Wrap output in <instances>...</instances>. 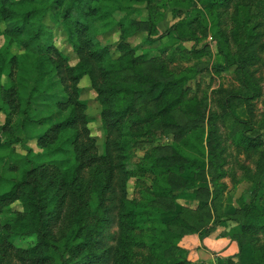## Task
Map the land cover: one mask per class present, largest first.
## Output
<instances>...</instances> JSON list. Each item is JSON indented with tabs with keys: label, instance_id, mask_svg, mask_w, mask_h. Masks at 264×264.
<instances>
[{
	"label": "trees",
	"instance_id": "obj_1",
	"mask_svg": "<svg viewBox=\"0 0 264 264\" xmlns=\"http://www.w3.org/2000/svg\"><path fill=\"white\" fill-rule=\"evenodd\" d=\"M163 1L0 0V264H214L191 257L197 236L229 222L220 235L239 250L217 264H264V121L253 107L264 95L254 69L264 52V0H173L186 15L160 33ZM229 9L230 28L222 18ZM144 10L146 18L133 16ZM209 25L223 58L217 71L232 69L240 87L201 97L190 83L202 70L180 63L205 55L185 42ZM113 32L119 40L103 43ZM142 33L143 48L132 41ZM85 77L100 104L101 145L82 97ZM165 135L172 141L138 156ZM227 139L257 172L244 166L252 189L242 206L212 218L201 194L215 199L228 188ZM186 171L190 177L176 180ZM195 211L209 214L211 226ZM15 238L33 240L16 247Z\"/></svg>",
	"mask_w": 264,
	"mask_h": 264
},
{
	"label": "rangeland",
	"instance_id": "obj_2",
	"mask_svg": "<svg viewBox=\"0 0 264 264\" xmlns=\"http://www.w3.org/2000/svg\"><path fill=\"white\" fill-rule=\"evenodd\" d=\"M164 6L161 7V10L164 11L165 6V17L159 24V30L160 33H164L166 29L171 26L173 23L177 22L179 19L184 17L186 15V10L182 9L181 7H177L174 5L173 0H166L163 1ZM162 2V3H163ZM144 5H140L138 7H143ZM137 7V5H135ZM181 10V11H178ZM175 11H177L175 13ZM115 14L119 16V18H127V12L123 11H115ZM232 15V9L224 11V14L222 18L225 19L226 25L229 27L230 20ZM133 16L137 18H146L147 17V11L144 10L142 14L135 13ZM49 21V19H47ZM56 32V43L61 49H64L67 54L70 55L71 62L75 63L78 60V57L76 53L66 44V39L64 37V33L61 29H55ZM207 34H203L201 32L198 33L200 36L199 39L194 41H186L185 44L188 46V48H191L193 45L197 46L198 48H205L206 53L201 58L193 57L189 61H185L180 63V68L185 69L188 66H193L197 69H201L202 73L198 77L197 80L191 81V85L194 87L195 90L199 89L198 94H200L201 97H203L204 92H208V95L212 94V90L216 88H226V89H232V88H238L240 87V82L237 77V75L234 73L232 69H222L219 72L217 71L219 64L223 62L222 56L218 53L216 42L213 40V36L211 33L210 25L207 28ZM119 32H113L106 36V38L103 40V43H115L117 40H119ZM146 33L139 34L134 38L133 44L135 45H141V48H143L145 45L143 44V39L145 38ZM168 38L165 37L163 40H167ZM1 38V43H2ZM155 43L154 45H156ZM159 44V42H158ZM146 47V46H145ZM148 47V46H147ZM155 47V46H153ZM141 51V50H140ZM139 51V53H140ZM262 62L257 64L254 69L256 70V76L261 78V83L264 86V52L262 53ZM174 65V64H172ZM147 66V64H146ZM5 80V77L3 78ZM199 85V87H198ZM81 86L84 88V91L82 92V97L88 101V109L87 112L90 116H92L93 121L90 123V127L92 129V133L94 136L97 137L98 144L101 145L104 140V133L101 126V120L99 117L100 112V104L96 98V93L91 88L90 81L88 77H85L81 81ZM210 100V99H208ZM211 104V103H210ZM254 110L256 113V119L258 122L264 121V95H262L259 99L254 101ZM210 108V105H209ZM211 108L215 109L214 103L211 104ZM245 107L242 106L238 109L237 113L242 117H247V111H245ZM209 114V111H207V116ZM178 120L183 123L186 122L189 118V115L184 112L177 113ZM5 122V116L2 112H0V126H2ZM225 132V130H224ZM5 135L0 130V139H4ZM173 137L171 135L164 136L158 140H155L153 143H147V146L140 149L138 151V156H142L147 151H150L155 145L158 144H167L171 142ZM225 146H227L228 150V164H226L225 168L227 170V175L222 179L225 183H227L228 188L220 194L218 198H213L212 191L210 192H203L201 196L205 199H208V207L206 208L209 214L211 213L212 218L214 215H221L224 213L225 209H228L230 207H240L242 206V202H240V197L245 194L249 193V191L252 189V183L248 176L245 177L246 168L249 169V172H252V174L257 172V167L255 162L253 160L246 157V154L238 153L236 151V148L234 145L230 143V140L224 141ZM29 145L34 147V149L38 150V147L36 145L35 141H30ZM17 149L20 152H25V149L18 144L16 145ZM244 166L246 168H244ZM212 169V168H211ZM210 167H207V175L210 176L209 171H211ZM191 176V172H184L180 175L174 176L176 180H180L179 182H183L186 180V178ZM134 186V180L132 179L129 183L130 191H132ZM170 200L168 199H162V202L165 204H168ZM181 202L185 203L184 200H181ZM179 202V203H181ZM173 203V201H172ZM222 203V205H221ZM178 204V203H177ZM182 204V203H181ZM192 208L196 206V202H188L185 203ZM20 208V205L18 203H15L13 207ZM198 212V213H197ZM195 211V214L198 218L203 220L204 226H211L212 218L210 221L209 214L204 213L203 211ZM194 213V212H193ZM229 225H233V222H230ZM207 227V228H208ZM220 232H218L219 234ZM33 239H21V238H15L14 244L16 247H27L30 242H32ZM164 255L163 253H159L157 259H163ZM236 258V256H235Z\"/></svg>",
	"mask_w": 264,
	"mask_h": 264
},
{
	"label": "crops",
	"instance_id": "obj_3",
	"mask_svg": "<svg viewBox=\"0 0 264 264\" xmlns=\"http://www.w3.org/2000/svg\"><path fill=\"white\" fill-rule=\"evenodd\" d=\"M232 226H217L215 230L204 237L203 241L197 236V243L200 247L191 254V257L212 261L214 264H217L220 258L236 256L239 250L237 242L231 240L229 237L220 235L222 231H228ZM218 232L220 233L218 234Z\"/></svg>",
	"mask_w": 264,
	"mask_h": 264
}]
</instances>
